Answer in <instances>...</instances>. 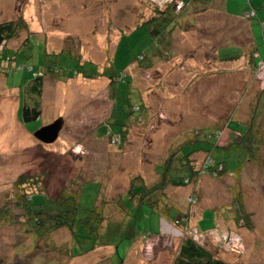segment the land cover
<instances>
[{
  "label": "rangeland",
  "instance_id": "rangeland-1",
  "mask_svg": "<svg viewBox=\"0 0 264 264\" xmlns=\"http://www.w3.org/2000/svg\"><path fill=\"white\" fill-rule=\"evenodd\" d=\"M163 1L0 0V23L22 14L29 24L28 30L6 44L9 48L6 53L14 57L18 68L33 65L41 69L54 63L63 72L60 77L45 75L40 103L42 116L28 122L23 119V109L26 104L33 106V96L27 88L31 74L25 68L11 70L7 76L0 74V264H171L182 237H177L180 234L175 225L167 220L161 226V233L166 235H154L160 229V214L146 207L137 209L132 204L126 197L130 179L143 174L147 175V184H153L158 179V176L156 179L151 177L155 176L154 167L156 173L163 169L160 163L167 156L169 147L185 140L193 131L192 123L210 121V124H219L225 120L223 125H227L232 120L247 121L253 112L251 124L258 134L251 138L252 152L257 151L250 155L253 156L251 162L245 143L250 139L248 135L234 147H212L215 148L213 158L217 162L225 161L227 171L246 163L242 173L221 179L207 174L204 181H199L205 196L198 205L202 208L226 205L230 210L226 208L227 212H223L230 220L227 226L218 230L221 235L218 240L198 238L228 264H264V92L261 91L264 72L261 67L259 72L254 67L257 63L253 60L257 55L244 32L228 28L231 25H227V29L222 27L228 21L226 17L220 16L215 21L207 14H201L196 20L198 26L203 22L214 25L219 21V31L210 33L211 37L212 33L213 36L219 34L217 37L226 34V40L223 38L218 42L207 39L203 28L188 27L190 19L186 11L192 4L187 8L182 5L177 13L185 8V15L169 40L170 46L162 51L167 57L165 60L173 59L172 63L181 64L184 70L192 66L191 70L195 72H211L213 66L203 56L206 52L214 54L219 48L224 55H242L246 63L243 58L234 60L228 64V74L222 63L220 78L210 74L196 78V83L191 81L192 86L185 79H164L162 83L166 89L159 99L158 93H162L158 85L160 79L153 69L147 72L133 67L138 65L136 59L141 54L160 51L157 35L150 27L139 30L136 27L156 16L157 10L169 9ZM182 29H188L187 35ZM259 33V48L264 56L261 45H264V39L262 32ZM27 37L30 41L22 45ZM227 42L232 46H225ZM187 53L193 54L194 59L187 57ZM77 57L87 62L85 69L97 67L105 76L67 78V69H76ZM185 58L189 59L185 61ZM257 60H260L259 66L264 63L262 58ZM161 64L162 70L171 65ZM123 69L130 72L128 79L111 84L108 76ZM117 100L120 101L118 111L112 113ZM146 102L150 104L149 108L138 121L142 111L133 112L132 107L135 104L144 107ZM120 111L135 121L131 126L130 141L122 149L108 146L106 138V123L109 118L110 122L115 121V114L120 118ZM59 117H63L65 123L56 142L46 144L35 137L40 127ZM169 119L174 123L172 126ZM116 121L119 123V119ZM250 127L245 123L239 130L246 135ZM216 140L217 134H214L211 141ZM204 155L199 157L200 162ZM193 186L168 190L172 204L185 207L189 196L186 194ZM63 192L79 195L77 199L85 208L80 216L102 201L109 202L122 196L130 214H124L122 206L112 203L103 206L106 219L116 221H112L113 226L107 224L106 232L95 239L81 227L77 229L76 237L67 228L37 233L35 225L25 217L20 201L17 204L18 200L29 194L30 201L37 205L45 203L46 197L55 198ZM33 194L34 198H31ZM235 196L242 198L245 208L239 200V206L235 208L239 215L228 205ZM245 213L252 224L247 222L246 227L241 228L234 217H242ZM179 218L182 217L176 219ZM213 220L214 212L204 210L192 218V223L204 230L212 227ZM229 225L233 233L226 230L230 229ZM95 242L99 247L89 250Z\"/></svg>",
  "mask_w": 264,
  "mask_h": 264
},
{
  "label": "trees",
  "instance_id": "trees-1",
  "mask_svg": "<svg viewBox=\"0 0 264 264\" xmlns=\"http://www.w3.org/2000/svg\"><path fill=\"white\" fill-rule=\"evenodd\" d=\"M178 1H182L184 3L185 8H187L191 4L193 5L194 3V0H173L172 3L166 5V7H168L169 9L165 11L157 10L156 16L151 17L150 19L144 21L143 23L139 24L136 27V30H139L141 28H144L145 26H149L153 34L157 35L156 43L159 44L158 46H160V51H158L159 53L153 51L148 54L147 53L141 54L136 59V61L138 60L137 61L138 65H136V67L133 68L140 67L143 71H147V72L150 69H153L156 77L160 79L158 81V85L162 93H159L160 94V96L158 95L159 99L164 95L163 91H165L164 89H166V86L162 83V81L164 79L167 80L166 78L163 77L161 78L159 76V72L160 74L162 73L161 63H163V65L171 64L170 66L174 67V69L177 68V70L179 69L184 70L181 67V64H177V63L173 64L171 60L170 62L165 60L167 57L165 56V53L164 54L162 53L164 47L170 46L169 40L171 39V33L172 31H174V29H176L183 15H185L184 14L185 8L182 9L183 11L181 10V12L177 13L178 11L176 7ZM251 12H253L252 16L248 17V15L245 14L244 16L245 19H251L256 16L255 10ZM28 28H29L28 21L22 14L15 19L7 20L0 23V56H1L0 74L5 73L7 76L11 70L18 71L21 68L23 69L25 68L31 74L32 77L31 81L27 85V88L30 89L31 95L33 96L32 98L33 106H29L27 104L24 106L23 119L25 120V122L37 120L40 116H42L43 109L41 108L40 103H42L41 100L44 94V84H45L44 79L46 78L45 75H51V76L54 75L60 77L61 73H63L62 68L56 67L57 65H55L54 63L49 65L46 64L44 67H41V69L39 68L40 70L36 69L35 66L33 65L26 67L21 66V68L20 67L18 68L19 65L15 64L14 57L6 53L7 50L9 49L8 47H6V44L12 39L17 38L21 34V32L28 30ZM29 41L30 38L27 37L22 45L28 44ZM241 56L242 55L229 56V55H224L222 53L219 54L220 60H222L223 62L229 61L227 62V64L224 63L227 70L225 74L226 73L228 74L230 72V67L228 66V64L234 62V60H238V61L241 60L242 59L240 58ZM257 57H255L254 59L256 60ZM77 58L76 60H78V64L76 66V69H73V67L67 69V73H68V76H66L67 78L68 77L74 78L78 75H81L89 79H94L101 75L105 76V74L103 72L101 73V71L97 67L94 68L88 67V69H85L87 66V62H82L83 60L80 57ZM254 67L259 72V67H260L259 64L257 63V65H254ZM220 74H221V68L219 73L215 77L220 78ZM129 75L130 72L127 69H123L120 72L112 73V75L108 76V78L110 83L113 84L127 80ZM234 80H236V78ZM172 90L174 91L175 89ZM261 91L264 92V88L261 89ZM170 94L172 95L173 93ZM119 103H120L119 100L114 102L112 113H116V111H118L117 107L119 106L118 105ZM149 105L148 102L144 104V107L140 106L139 104L133 105L132 107L133 112L138 113L142 111L140 115L141 117L137 118L138 121L143 119L142 116L146 114L147 112L146 110L147 108H149ZM160 108L161 107H158V109ZM122 112L124 111L122 110ZM122 112H121L122 116H120V118H118L117 114H115L116 115V117H114L116 118L115 121L110 122V118H109L108 122L106 123L108 128L106 132L108 146H112L114 148H121V149L126 143L130 141L129 135L131 131V126L133 123H135V121L132 120L131 117L129 116L126 117L125 114ZM161 113L162 112H160L159 114ZM253 113H252V118H253ZM117 118L119 119V123H117L118 121H116L118 120ZM252 118L247 121L240 119V121L236 120L234 122V120H232L229 123H227V125H223V122L225 120H223L219 124L218 123L210 124V121L203 123L200 122L192 123L191 126L193 127V131L185 137V140L178 145L169 147L168 151L166 152L167 156L165 155L166 157H163V161L160 163L163 164V169L160 172L156 173L154 167L155 176L154 177L151 176V177L153 179H156L158 176V179L153 184L148 185L147 175H143V174L134 176L130 179L129 188L126 193V197H128L129 200H131L132 204L136 206L137 209L141 207H146L148 209L156 211L160 214L161 220L162 219L167 220L173 223L175 227H178L179 229L181 227L180 230L183 232V235L180 237H182V239L178 244V248L176 247L174 260L172 261L171 264H228L222 258V256L221 258H219V256L216 253H214V251H212L208 246H205L200 242L201 239L197 238V236L199 237L203 236L204 238L209 237L216 239L218 236H221L220 233H218V230L220 228H223L224 226H227L226 223L229 222L230 220L229 218L226 219L228 217V214L223 212V210H225L226 208L228 209V207L225 205L220 208L218 207L220 204H216V206H214L215 209L210 208L212 210L214 209L213 211L214 220L212 221L214 225H212V227L208 229L202 230L198 225L197 226L193 225L192 218L197 217L202 211L201 209L202 207H200L198 204H200L199 201L201 202V200L204 198L205 195L202 188L198 185V182L201 179H203L204 176L209 174L208 177L221 179L224 178V176L226 175L231 176L243 172V167L246 162L242 163L239 167L230 171L226 170L225 161L217 162L212 156V153L215 152L214 150L216 147H220L221 149H228L234 147L236 143H239V140L241 141H243L242 139L245 140V137H247L248 135L250 139H248L245 143L247 144L246 148L248 151L247 153L249 155L248 157L250 159V162L253 157V156L250 157V155L257 154L256 150L252 152L253 146L251 143V138H254L255 135L258 134L254 124H251ZM169 122H173L172 119H169ZM245 123L251 126L250 131H247L246 135L242 134V131L239 130V128H242V126H244ZM209 129H211V131H207ZM202 133H204L205 135H203ZM214 134H217V140L211 141ZM211 144H215L217 146L215 145L212 146ZM212 147L215 148L212 149ZM251 152L252 154H250ZM203 154H205L204 155L205 160L203 159V161L200 162L199 157ZM192 184H194V186L190 190H188V193L186 194L189 195L187 205L185 206L186 209L183 210L182 212L181 211L178 212L177 207H175V205L172 204V198H170L168 194V190L181 189L188 187ZM34 195L35 194L31 195V198H34ZM78 196L79 195L75 194V192L71 194H66L63 192L55 198L46 197L45 203H40L35 205L30 201L29 194H25L20 198V200H18L17 204H19L20 201L23 210H25V217H27V219L32 221V224L35 225L34 227L36 232L39 234H43L44 232H46V230H48L51 233L56 229L67 228L72 233H74L75 235L74 237H76L77 229L81 227L82 230H84V232H87L89 235H91L92 239H95L98 236H102L104 234V233L102 234V232H106L105 228L107 224L109 226L110 225L113 226L112 221H116V219H110V220L106 219V217L102 212L103 206L112 203L117 206H122L124 208L123 211H125L124 214H130L129 211H127L126 203H123L124 200H122V198L124 196H122L109 202L102 201L101 204L94 206L92 209H89L88 210L89 212H87L84 216H80L81 211L85 210V208H82L80 202L77 199ZM239 200L241 201L242 204L241 207L244 208L243 206L244 204L240 196H235V199L233 201L231 200V202L228 204L231 207H233L231 209H233L234 213L237 215L239 214L238 212L235 211V208L237 209V206H239L238 205ZM182 206L184 207L183 204ZM193 208L195 209L193 210ZM242 208H239L238 210L243 211L245 209ZM210 209L208 208V210ZM174 211L177 212L173 214ZM179 216H181L182 218L176 219ZM240 216L234 217L236 220H238L237 222L235 219L233 221H235L236 223H240L241 228H244V225L246 227L247 222L248 224L249 223L252 224L250 217H248L246 213L243 214L242 217ZM171 218L173 219L171 220ZM215 220L216 222L214 223ZM242 220H245L244 224H241V222H243ZM220 222H221V227L220 224H218ZM236 223L233 224L237 225ZM161 226L160 229H158V232L155 233L154 235L161 236L163 234L161 233ZM237 227L240 228L239 224ZM229 228L230 229H226V230H228V232L233 233L234 230H231L232 227L230 225ZM194 229H196L197 232L194 231ZM237 233L241 235L240 231ZM150 235L151 234H148L147 236ZM97 247H99V244L95 242L93 243L91 249L89 250L92 249L94 250ZM89 250H85V251H89Z\"/></svg>",
  "mask_w": 264,
  "mask_h": 264
},
{
  "label": "crops",
  "instance_id": "crops-1",
  "mask_svg": "<svg viewBox=\"0 0 264 264\" xmlns=\"http://www.w3.org/2000/svg\"><path fill=\"white\" fill-rule=\"evenodd\" d=\"M253 10L256 11V16L254 18H251V19H245V17H244L245 14H248L249 12H251ZM186 12H187V15H186L187 18L190 19V22H188V27L189 26L194 27L197 23L196 22L197 17L201 14H203V15L207 14L208 17H210L211 19H214L215 21L218 18H220V16L226 17V19H228V21H225L223 23L224 26H222V27L227 29L226 26L231 25L232 27H228V28H232L233 30L238 31V32L243 31L245 36L250 39V44H251L250 47H252V51L256 52V55L257 54L259 55V56L257 55L258 56L257 58H262V60H264V56H262V53L260 52V48H259V46H260L259 45V38H260L259 32L260 31L262 32V36L264 39V0H194V3L191 6V9L189 8V10H187ZM220 24L221 23L219 21H217V23H215L214 25L208 24L207 22H203V23L199 24L200 26H198V25H196V26L200 27L201 29L203 28V31L205 32L204 34L206 35L207 39H212V40L215 39L218 42H220V40L223 38H225L224 41L226 40V34L220 35L221 38L217 37L219 34L217 36H213L214 32L219 31L218 28L220 27L219 26ZM214 26L217 27V29H214L213 28ZM174 31H175V29H174ZM174 31H172V33H171V38L173 37ZM182 31L185 33V35H187L186 32H188V29H182ZM211 32H213L212 37L210 36ZM224 32L226 33L227 31L224 30ZM239 38L241 39V37H239ZM233 45H238V44H233ZM261 45L264 46L263 44H261ZM225 46H232V45L227 42V44H225ZM238 46L241 47V45H238ZM193 51H192V53H193ZM214 52H215L214 54L206 52V56L205 57L203 56V59L208 60V63H210L213 66V71H211V72H205V71L195 72L194 70H191L192 66L187 67L188 69H185V70H182V69L177 70V68L174 69V67L170 66L166 70H161V72H162L161 74L158 71L159 76L161 78L163 77L166 79L174 78V77L179 78V79H185L189 82L188 84L191 86H192L191 81H193V83L194 82L196 83V81L198 79L204 78V77H209L210 74H213L212 77H215L220 71L221 64L222 63H223V65H224V63L227 64V62H229V61L223 62L222 60H220L219 48ZM188 56H190V58L194 59L193 54L188 55V53H187V57ZM240 58H243V57L241 56ZM185 59H186L185 61H187L189 58H185ZM243 59H244V63H246V58H243ZM259 61L257 59L253 60V62H256V63H258ZM171 62H173V59ZM232 69H234V68H232ZM196 78H197V80H196ZM222 86H225V84ZM250 89H251V87H250ZM158 95L160 96L159 93H158ZM161 99H162V97H161ZM169 123H170V126H172L174 124L173 122H169ZM204 179H203V181H204ZM199 184L200 183L198 182V185ZM204 195H205V192H204ZM218 207L221 208V205H219ZM208 208L210 209L211 207L201 208L202 213L204 210H208ZM177 209H178V212H180V211L182 212L183 210H185L182 205L181 206L178 205ZM214 209L213 210L210 209V210L214 211ZM178 214H176V215H178ZM174 216H173V218H174ZM173 218H171V220ZM162 220H161V222H163ZM161 222H160V224L162 225ZM215 222H216V220L214 221V223ZM218 224H220V227H221V222Z\"/></svg>",
  "mask_w": 264,
  "mask_h": 264
},
{
  "label": "water",
  "instance_id": "water-1",
  "mask_svg": "<svg viewBox=\"0 0 264 264\" xmlns=\"http://www.w3.org/2000/svg\"><path fill=\"white\" fill-rule=\"evenodd\" d=\"M64 123V118L59 117L52 123L40 127L34 135L41 142L46 144H52L56 142L59 138L60 133L63 130Z\"/></svg>",
  "mask_w": 264,
  "mask_h": 264
},
{
  "label": "built area",
  "instance_id": "built-area-1",
  "mask_svg": "<svg viewBox=\"0 0 264 264\" xmlns=\"http://www.w3.org/2000/svg\"><path fill=\"white\" fill-rule=\"evenodd\" d=\"M157 0H155V2H156ZM163 1V0H162ZM164 2V1H163ZM173 2V0H165V3H166V5L167 4H170V3H172ZM157 3V2H156ZM184 6V3L182 2V1H178V3H177V7H176V9H177V11H178V9L181 7V6ZM252 14H253V12H249L247 15H248V17H250V16H252ZM260 67L262 68V70L261 71H263L264 72V63H261V65H260ZM260 71V72H261ZM205 172V171H204ZM194 231H196L197 232V230L196 229H194ZM199 236H197V238H198ZM217 240H218V237L216 238ZM238 239V238H237ZM221 244H222V247L224 246V243H222V241H221Z\"/></svg>",
  "mask_w": 264,
  "mask_h": 264
},
{
  "label": "clouds",
  "instance_id": "clouds-1",
  "mask_svg": "<svg viewBox=\"0 0 264 264\" xmlns=\"http://www.w3.org/2000/svg\"><path fill=\"white\" fill-rule=\"evenodd\" d=\"M164 221V220H163ZM161 223H163V222H161ZM176 229H177V231L179 232V234L180 235H178L177 237H180V236H182L183 235V232L178 228V227H176ZM164 235H166L165 233H163ZM217 240V239H216Z\"/></svg>",
  "mask_w": 264,
  "mask_h": 264
}]
</instances>
